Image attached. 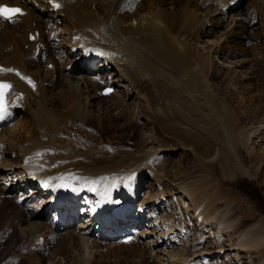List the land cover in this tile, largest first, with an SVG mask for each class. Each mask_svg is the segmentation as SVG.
Instances as JSON below:
<instances>
[{
    "label": "bare ground",
    "instance_id": "obj_1",
    "mask_svg": "<svg viewBox=\"0 0 264 264\" xmlns=\"http://www.w3.org/2000/svg\"><path fill=\"white\" fill-rule=\"evenodd\" d=\"M50 1L0 0L26 11L0 19V85L9 86L0 88L8 99L0 120V194L15 192L19 202L26 201L2 220L13 229L18 224L21 257L44 264L46 246L62 230L53 254L64 262L106 264L121 255L129 264H144L150 244L162 245L167 230L181 235L187 251L186 228L192 224L197 245L212 233L222 254L223 234L230 231L236 236L230 252L245 256L237 264H264V228L234 216V205L220 210L228 200L215 184L210 187L218 165L229 180L256 177L261 167L256 158L246 166L240 147L254 155L253 139H264V0H248L243 14L246 0L236 7H231L235 0H141L131 11H124L125 0H64L59 10ZM35 30L43 44L38 58L35 43L26 41ZM202 34L213 37V44L202 47ZM93 50L99 55L92 57ZM40 57L44 66L36 62ZM75 63L83 66L74 72ZM59 70L64 75L54 93L53 74ZM32 82L35 90L28 86ZM109 90L116 95L109 96ZM21 93L26 96L20 101ZM131 98L137 114L130 111ZM111 111L124 119L128 132L144 118L156 147L140 137L142 144L126 147L129 140L105 135L102 126L113 124L105 120ZM170 151L181 155L178 165L190 156L203 173L177 182L171 195L153 202L159 212L174 206L162 222L161 238L117 246L115 236L129 238L142 217L144 209L131 214L141 183L159 190L167 182L161 154ZM56 181L82 188V198L55 214L57 221L52 210L46 214L47 201L43 204L51 196L48 185ZM97 205L102 216L95 218L88 209ZM74 222L77 227L68 231ZM203 252L209 254L197 263L172 252L155 254L152 264H207L215 253Z\"/></svg>",
    "mask_w": 264,
    "mask_h": 264
},
{
    "label": "rangeland",
    "instance_id": "obj_2",
    "mask_svg": "<svg viewBox=\"0 0 264 264\" xmlns=\"http://www.w3.org/2000/svg\"><path fill=\"white\" fill-rule=\"evenodd\" d=\"M248 2H249L248 0L243 2V4L241 5L242 9L239 10L240 14H243L244 11L248 8V4H249ZM208 4H210V2ZM229 22H230V19L227 18L226 23H229ZM48 27H51V25ZM210 27L212 28L213 26H211V24H208L207 30L211 29ZM202 35L200 37V43L202 42L201 43L202 47H205L208 43L210 45L213 44V40H214L213 37H208V35H203V36ZM194 41L197 42L198 38L194 37ZM54 43L55 42H53V44ZM40 65H41V63H40ZM74 65L76 66L73 69L74 72L76 71L77 67L81 66L80 68H82V66H83V64L78 66L79 63H75ZM218 65H221V64L218 63ZM41 66H44V65L42 64ZM57 74L56 73L53 74L54 77H56V79H57L56 81H58L55 83L53 82L54 87H52L51 89H53L54 93L58 90V85H60L59 78L62 77L61 75H64V72H61L59 70V73H57ZM72 84H73V82H71V85ZM99 87L100 86H98L97 89H99ZM97 89H96V93L98 91ZM92 93H93V90H92ZM254 93H256V92H254ZM108 95L110 96L109 93H108ZM112 95H116V94L114 93ZM101 97H105L104 92L101 95ZM100 99L101 98H98V100H100ZM98 100L94 101V109H96V110H98V108H99ZM106 100H109V98L107 97ZM128 102L130 103V108H131L130 111H132L131 113L137 114V105L135 104L134 99L133 98L128 99ZM110 114L112 116L109 115L108 118H106L105 120L107 121V120L112 119L113 124L109 127H106L105 125L102 126V128L104 130L102 132L105 135H107L109 137H112L113 135H117V137H120L123 140H129V143H127L129 146H126V147L133 148V144H135V145L142 144V141L140 139H143L144 141L149 142L151 144V146L156 147V141L153 139L154 136H152V133H150V127H144V124H145V122L143 120L144 118H141V117L139 118L140 121H139V127H137L138 129L136 128L135 130H131L128 132V130L126 129V124H125L124 119L118 118L117 117L118 114L116 111H111ZM133 118H134V116H133ZM249 118H251L253 120L255 119L254 116H250V115H249ZM247 120H248V118H246V121ZM142 126H143L144 130L142 129ZM128 135H131L132 137H128ZM138 137H140V139ZM262 137H263L262 135H256V137L253 139L252 147L254 148V150H253L254 155L249 154L242 147H240V156L242 157L246 166H250V163L252 162V160H254V158H256L260 162L261 167H260V169L258 171V175L256 177H247V176H243V175H237V176H235L234 179L229 180V179L221 176L222 167H221V165H218L216 167V174L217 175H216V177L213 178V183L210 185V187H212L215 184L217 187H219V190L221 191V193L224 194V196L228 200V201H226L225 204H221L220 206L218 205V207H220V210H223L225 208L226 204L230 205L229 206L230 208L234 205L236 207L235 208L236 211H233V210L231 211V213L234 216L239 217V215H241L244 219L249 220L247 225L258 223L259 225H261V227L264 228V139H262ZM120 138H117V139H120ZM160 138H162V137H160ZM260 139H262V142L259 141ZM164 143L165 144L163 147L168 148V139L167 140L164 139ZM169 144H170V147L172 148L173 143H170V141H169ZM161 155H162V160L164 162L165 171L168 175L167 179H166L167 182L161 184V189H159V190L156 186L153 187L152 190H150V182H148V181L144 182V183L142 182L141 185L139 186L140 190H138L139 196L136 199L135 205L132 208L131 214H136L138 209L143 205L144 208H141V209H144L143 212L147 209L148 210L150 209V211L153 212L152 217L154 215H157L156 216L157 218H153V219H155L159 223V224L157 223L159 226L156 227L153 225L155 228L152 226L153 230H151L150 236L143 235L141 228L140 229L138 228L135 230L136 235H138V237H139V238H135V239H138L139 241H141L142 244H145L148 242V240H151V239H149V237H151L153 234H155L156 236L161 238V236L163 235L164 229H165L164 225H162V222L165 224L164 221L168 218V216L170 214L173 215V212H174L173 211L174 206L173 207L170 206L169 209L166 208L164 210L165 212H159L157 210H154V208H152L153 202L157 199L161 200L162 199L161 196H164L165 193L168 195H171L172 192L170 193V191L172 189H175L173 185L176 184L177 182H181L183 180L185 181V180L189 179L190 177H193L199 173L200 174L203 173V171L201 169H199L200 167L196 164V162L193 159H190V156L189 157L187 156L186 159H184V161L180 165H178V161L181 158V155L179 154V152H175V153H173L171 151L170 152H163V154H161ZM139 166H141V165H139ZM200 170H201V172H200ZM0 175H2V173H0ZM1 188L3 189L2 186H1ZM160 191H162V194L160 193ZM5 193H7V192L1 193L0 198L3 197V195ZM8 194H13V196L16 198V201L13 202L12 199L8 198V200H4L5 201L4 204H0V264H29L28 262H26L23 259V257H21V253H22L21 252V242H19L21 236L17 230L18 224L16 225V227L13 226L14 227V229H13L12 226H8L7 223H3L4 220H2V218L4 216H7L8 213H12V214L18 213L20 211V208H23V205L26 203V201L21 202L22 201L21 200L19 202V197L17 195H15L16 194L15 192H9ZM178 197H180V195L176 196L175 199ZM0 202L3 203L2 201H0ZM135 207H137L136 212H135L136 209H134ZM145 207H146V209H145ZM148 216L151 217L150 214ZM141 219H139V222H137L138 223L137 226H139V227L144 226L143 223L146 222V221L143 222ZM145 220H146V218H145ZM148 220H149V218H148ZM153 222H150V223H153ZM181 224H183V226H182L183 228L186 227V224L183 223V221L181 222ZM137 226H135V227H137ZM76 227L77 226L74 227V225H73L70 228H68V231L69 230L73 231ZM212 228L216 229V225L212 224ZM10 229L12 231H7ZM1 231H3V233H1ZM4 231H7V232L5 233ZM146 231H147L146 228H144V233ZM186 231L188 234V236L185 237L187 247H188L187 251H184L185 248H184L183 243L181 242L182 241V237H180L181 235L179 236L178 234L174 233V230H172V231L167 230V233L165 236L166 238H164L165 240H162L163 241L162 245L152 246L153 244L152 243L150 244V248L147 249V254L145 257L144 264H152L153 263L152 260L155 256V254L167 255V254H170L172 252H175V253L180 252L181 254L184 253L183 255L189 256V261H191V263H197L198 260L201 259V257L204 258L207 256V254H209L207 252H203L205 250H209L210 252L212 251L211 253H215L214 255H212L213 257L211 256L210 258H207L208 259L207 264H237L236 261H238L239 258L240 259L245 258V256H243V253L237 254L236 252H230V250H232V249L229 248V246L232 244H236V241H235L236 236L233 235L230 231L223 234L222 240H223L224 250H223L222 254H218L220 252L219 248H218V243L215 242L214 236L212 233L204 234L205 238L203 239V243L201 245H197L199 238H198V232L195 230V227L192 226V224H189V226H187V228H186ZM3 234H5L4 237H3ZM62 234H59V236ZM131 236L132 235H130L129 238H131ZM141 236H142V238H141ZM12 237H13V239L10 240V238H12ZM115 238H117V237L115 236ZM117 240H119V239L117 238L115 241H117ZM56 243H57L56 240H54V243L49 245L47 255L44 259V264H55V262H58L59 264L60 263L61 264H64V263L65 264H73L72 258L67 259L68 262L67 261L64 262L63 260H60L61 259L60 257H58V256L55 257V255L53 254V251H54V248L56 246ZM132 243H133V241H132ZM132 243H130V244L132 245ZM164 244H167V245L164 246ZM64 254H65V252H64ZM66 256H67V254H66ZM118 257H119L118 259H117V256H116V258L109 257V259L104 260L103 262L106 264H129L125 260V258H123L121 255H118ZM243 259H241V260H243ZM164 263L167 264V262H164ZM134 264H138V262H135Z\"/></svg>",
    "mask_w": 264,
    "mask_h": 264
},
{
    "label": "snow or ice",
    "instance_id": "obj_3",
    "mask_svg": "<svg viewBox=\"0 0 264 264\" xmlns=\"http://www.w3.org/2000/svg\"><path fill=\"white\" fill-rule=\"evenodd\" d=\"M56 7H59V5H55ZM13 14H22L20 9H8L6 6H0V17H3L4 19L11 20ZM8 85H0V88H8ZM3 93L0 92V97H2ZM3 111L2 105H0V112ZM2 118V117H0Z\"/></svg>",
    "mask_w": 264,
    "mask_h": 264
}]
</instances>
